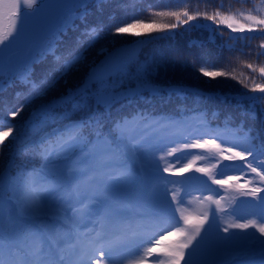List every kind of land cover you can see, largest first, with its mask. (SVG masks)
Listing matches in <instances>:
<instances>
[{
	"label": "snow or ice",
	"instance_id": "snow-or-ice-1",
	"mask_svg": "<svg viewBox=\"0 0 264 264\" xmlns=\"http://www.w3.org/2000/svg\"><path fill=\"white\" fill-rule=\"evenodd\" d=\"M107 2L0 0V16L7 6L11 21L7 31L0 28V93L4 91L6 55L9 67H28L31 63L39 62L46 54L52 55L54 67L49 74L40 80H33L28 74L23 77L22 82L28 87L25 103H30L37 98H46L61 80L67 83V75L86 59L87 51L106 35L145 36L151 40L155 39L152 33L167 36L179 26L193 27L190 22L203 19L230 30L228 38L231 43L222 45L229 51L235 48L236 43H241L242 48L248 47L255 33L264 36V15L254 14L256 10L253 8L237 10L236 13L231 9L222 11L221 0L220 6L211 12L207 9L200 11L198 7L192 11L187 0H181L184 6L179 10L154 13L173 17L175 23L132 19L114 27L102 23L86 24L77 37V48L65 55L58 54L57 42L69 27L66 10L78 12V18L86 21L91 4L102 10L100 6ZM135 3L136 0H128L122 7H134ZM261 4H264V0H261ZM30 19L31 27L28 23ZM195 27L208 29L210 40H214L217 33L221 36L224 34L220 28H212L209 24L197 23ZM231 33L241 35L233 36ZM41 34H44L43 40L37 43ZM258 47L256 56H264V40ZM37 48L39 55L34 54ZM100 51L106 49L101 48ZM131 62L130 58H109L92 68L84 84L69 88L66 93L41 103L33 114L39 120L32 124L29 135L24 138L12 136L15 126L0 117V146L11 136V142L19 141L21 145L17 155L24 156L26 152H31L39 157L38 164L22 166L15 176L0 169V264H19L12 259L11 251L6 255L3 199L6 183L13 194L12 202L21 216L34 220L50 218L52 221L42 223L38 230L31 233L30 240V254L34 257L47 256V264H93L96 253L107 255L105 264H264V239L251 245L230 243L235 235L230 233V229L246 232L254 228L264 237V212L259 219L242 223L227 222L222 231L229 235L221 236L217 231L213 240L217 216L224 211L221 208L222 200L228 198L235 203L238 197H251L264 206V196L260 195L264 193V129L256 130L253 134L252 129H244L243 121L233 126L231 115L224 117L222 127H212L206 112L194 110L192 118L203 131L196 138L185 137L183 143L165 146L156 156L155 137L164 129L177 127L182 122L139 109L114 119L106 134L103 120L92 111L93 104L110 109L121 100L131 102L142 98L145 91L153 96L159 95L164 89L154 85L150 77L171 63L182 66L191 64L210 81L220 77L237 80L249 90L238 94V106L247 101L252 109L241 114L255 119V106L264 105V65L244 62V67L259 73V77L249 78L242 72L237 74L235 68L217 69L214 63L208 61L197 68L194 61L179 51L140 63L134 71L130 69ZM128 79L136 82L135 87L125 84ZM93 83L95 90L90 87ZM167 91L183 98L189 89L173 86ZM16 95L19 97L21 94ZM65 105H70V109L56 111ZM24 106L21 104L9 111L8 115L15 118ZM76 114H82L80 120L72 119ZM211 117L218 119L219 112L213 111ZM64 121H68L64 127H57ZM48 128L54 131L45 135ZM24 144L30 147H22ZM177 153L181 155L177 156ZM189 172L201 176L184 175ZM165 173L168 176H184V179L170 180ZM201 177H207V181ZM138 181H144L146 186H162L165 193L170 192L171 196L170 200L164 201L166 211L155 216L142 215L139 222L133 223L128 215L130 203L114 198L112 192L119 186L134 185ZM192 181L200 184L196 191L209 193L204 197L209 209L200 215L186 214L185 196L191 192ZM208 181L219 187L212 188ZM169 185L172 187L169 188ZM213 204L215 209L210 207ZM12 219L9 215V223H12ZM157 222L163 225L158 234L142 231L145 225ZM87 225L90 227L82 232L81 228ZM169 236L176 239L163 243ZM197 237L200 239L197 240ZM206 242L207 248L204 247ZM65 245L68 247L65 248ZM77 250L80 254L73 260L72 255ZM66 252L69 254L66 255ZM54 253L58 254V258ZM32 264H39V260H34Z\"/></svg>",
	"mask_w": 264,
	"mask_h": 264
},
{
	"label": "trees",
	"instance_id": "trees-1",
	"mask_svg": "<svg viewBox=\"0 0 264 264\" xmlns=\"http://www.w3.org/2000/svg\"><path fill=\"white\" fill-rule=\"evenodd\" d=\"M261 0H222V11L231 9L234 13L241 9H250L254 5L261 6ZM190 10L195 11L197 7L200 11L207 9L211 12L214 8L220 6L221 0H206V2H199L198 0H187ZM128 3V0H108L107 3L100 6L102 10H98L95 4H91L89 8V14L86 21L81 20L78 12H69V27L66 33L61 34L60 40L57 42L56 49L60 55H65L77 48L76 40L80 36L85 25L88 26L102 23L105 26L114 27L117 24L123 22H130L132 19H141L145 22L152 20L157 23H175V18L168 16H157L156 12L176 11L182 8L184 5L181 0H136L134 7H122ZM261 4V5H260ZM254 9V8H253ZM254 14H258L255 12ZM9 17V14L6 15ZM10 18L5 19L3 22L4 31L8 30L10 24ZM193 27L188 25L179 26L172 30V33L165 36L164 33L155 32L152 36L155 39L148 40L145 36H112L106 35L103 37L97 45L89 49L86 53V59L81 62L77 68L72 70L66 77L67 83L61 80L56 87L48 94L46 98H37L30 103H25V94L28 91V87L22 82L25 74H28L33 80H40L45 75L49 74L53 64V57L51 54H46L43 59L37 63H31L28 67L24 65H13L9 67L6 63L4 67L3 84L4 91L0 93V117L5 121H9L15 126V130L12 136L20 135L24 138L29 135L31 126L33 123L38 122L39 117L33 114L38 111L41 103L49 102L52 99L58 97L61 94L66 93L69 88H76L85 83L88 78L89 72L93 67H97L103 64L109 58H130V69L135 70V67L144 62H150L154 57H159L162 54L172 53L179 51L185 54L190 61L196 63L198 68L205 61L214 63L217 69H232L235 68L236 73H244L246 77H259V73H253L251 69L244 67V62H252L257 66L264 65V56L257 57L256 52L259 51V44L261 40H264V36L259 33H255L254 39L250 41L248 47H243L241 43H236L235 48L229 51L228 48L222 47L229 41L230 30L224 25H214L211 21L200 19L199 21L190 22ZM197 23L212 25V28H220L223 31V36L219 33L215 35L214 40H210V31L205 28L195 27ZM233 36H239L240 33H231ZM43 40V37L40 38ZM38 39L37 43L42 42ZM139 41H145L139 43ZM106 49V51H100V49ZM242 48V52H241ZM35 55H39V48L36 49ZM210 66V65H206ZM30 68V71H29ZM115 78V77H113ZM154 85L164 89L159 95L153 96L150 92L145 91L142 98H137L129 102L128 100H121L111 106L110 109H106L103 106H96L93 104L92 111L99 116L105 125V133L112 127V121L120 116L133 113L136 110L144 109L148 112L154 113L156 116L166 115L171 117L175 121L182 122L179 126L174 128L164 129L159 135L155 137L154 143L156 148V156L161 154V149L166 147H173L177 143L185 142V137L189 139L196 138L203 128L200 124L192 118L193 111H203L207 113V120L212 127L220 125L226 115L233 117V126L239 125L243 121V127L245 130L252 129L253 134L256 130L264 129V105L257 104L255 106V119H252L250 115H242V112L252 111L249 108L247 101L242 106H238L237 96L240 93H246L249 90L245 89L242 84L237 80L230 78H217V80L210 81L207 77H202L193 68L191 64L188 66H182L180 64H167L159 69L157 73H154L150 77ZM219 81V82H218ZM135 81L128 79L125 81L126 85L135 87ZM173 86H183L189 91L183 98L170 94L167 89ZM90 87L95 90L96 85L93 83ZM20 93L18 97L16 94ZM253 95H261L260 93H251ZM24 104L23 110L18 116L12 118L8 115L9 111ZM70 105H65L62 108L56 109L57 112H62L65 109H70ZM213 111L219 112V118L213 120L211 113ZM82 114H76L72 117L73 120H80ZM193 125L187 131L185 124ZM68 121L57 125L62 128ZM54 131L53 128L45 130V135L51 134ZM12 137L5 141L3 146H0V169L6 170L8 175L15 176L19 169L27 165L31 167L38 164L39 157L26 152L24 156L17 155L21 145L19 141L11 142ZM22 147L29 148V144H24ZM181 155L177 153V156ZM169 159H173L169 157ZM200 163H205L201 161ZM227 163V162H226ZM239 163V162H238ZM11 165V166H10ZM237 174V173H234ZM185 176H201L199 173L189 172L185 173ZM254 175V174H251ZM170 180L181 181L184 176H168ZM247 178V177H245ZM202 180L207 181V177H201ZM243 182V180H241ZM192 183L199 184L198 181H192ZM212 188H218V185L211 184ZM200 185V184H199ZM172 187V185H169ZM145 182L138 181L134 185H128L123 190L113 194L116 199H123L130 203V214H140L150 216L149 209L145 208L141 211L137 206L144 194ZM209 193L201 192L199 199L202 201ZM219 195H224L220 193ZM217 195V198H219ZM260 195L264 196V193ZM171 193L169 192L161 201L158 209H153V205L150 208L153 209V214H158L161 211H166L167 206L164 204L165 199L170 200ZM13 194L8 187L7 183L4 187L3 199H4V236L6 245V255L9 251L13 253L12 259L17 257L21 264H25L28 255L31 253L30 240L31 233L34 230H38L37 222L52 223L50 218L44 220H34L29 217L21 216L18 210L15 208L12 202ZM221 208L224 210L222 214H218L217 221L224 219V222H233L238 210H258L264 208L258 202L251 197H238L235 203L230 199L225 198L221 201ZM215 209V205L213 206ZM161 210V211H158ZM12 216V223H9L8 216ZM148 229L145 233H159L163 227L160 223H151L145 225ZM168 230V229H165ZM230 233L235 235L232 237L230 243L235 245H251L257 243L261 237L260 233L254 229L253 232L246 234L240 233L236 229H231ZM203 235V232L201 233ZM229 235V233L227 234ZM226 235V236H227ZM175 237L169 236L168 240L163 243L167 244L170 241L175 240ZM200 237H197L199 240ZM70 241L69 243H71ZM195 244V242H194ZM68 246L66 245L65 248ZM205 248L208 247L206 242ZM66 255L69 253L66 252ZM41 264H47L48 257H38ZM199 258V256L197 257ZM258 259V257H257Z\"/></svg>",
	"mask_w": 264,
	"mask_h": 264
},
{
	"label": "rangeland",
	"instance_id": "rangeland-1",
	"mask_svg": "<svg viewBox=\"0 0 264 264\" xmlns=\"http://www.w3.org/2000/svg\"><path fill=\"white\" fill-rule=\"evenodd\" d=\"M261 3V1H260ZM261 5V4H260ZM252 8H254L256 10V12L259 14V15H264V4H262L261 6H253ZM9 9L7 8V6L4 7L3 9V12H2V16H0V28L3 26V21L5 19H8L9 17H6L7 14H9ZM30 11L29 10V14H30ZM69 12H67L66 10V14H68ZM10 21V19H9ZM11 23V21H10ZM29 23V27H31L32 25V20L30 19L28 21ZM10 24L8 25V28H9ZM4 29V28H3ZM44 34H41L39 39L43 37ZM42 40V39H40ZM193 125V123L191 124H187L186 126V129H190V127ZM160 154H158L159 156ZM179 166V165H177ZM230 174H234V173H230ZM165 176H168V174H164ZM128 187V185H122V186H119L117 188H115L112 192V195L113 194H116L117 192L123 190L124 188ZM148 193L143 196V198L141 199V203L145 204H149L147 206V209H149L148 207H150L151 205H153V209H158L161 201L164 199V197L169 193H165V190L164 188L161 186L159 188L155 187V186H148ZM169 188H171L170 186H168ZM200 185L199 184H196V183H192V189H191V192L189 195L185 196V201H186V204H185V207L187 208V212L186 214H191V215H200L202 214L205 210H208L209 209V204L207 201H203L200 200L198 198V196L200 195L201 192H198L196 191L197 188H199ZM183 195V193H181ZM146 204V205H147ZM213 205H211V209H213ZM153 209L150 208V214L151 216L155 215L153 214ZM158 211H161V210H158ZM264 212V208H259L258 210H255V211H252V210H238L236 212V216L234 218V221H238V222H245L246 220H249V219H259L261 213ZM133 223H136L138 222V219L135 218L134 220H132ZM226 226V223L224 222V219H220L219 221L216 220V223L214 225V228H213V240L215 239V233L217 231H219V235L221 236H226L228 233H224L222 231V228ZM205 228H207V225H205ZM148 229V228H147ZM231 230V229H230ZM237 231H239L240 233H243V234H246L248 232H253L254 231V228H249L248 230H246V232H241V230L239 229H236ZM143 232L146 231V228L143 227L142 229ZM208 243V242H207ZM79 250H77L75 252V254L72 255V259L75 260L78 258L79 256ZM108 257L107 255H100L99 253H96L95 254V257L93 259V264H105V261H107ZM34 261V259H32L31 257L28 259L27 261V264H32V262ZM117 264H119V262H117ZM183 264V262H182Z\"/></svg>",
	"mask_w": 264,
	"mask_h": 264
}]
</instances>
